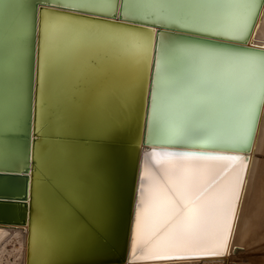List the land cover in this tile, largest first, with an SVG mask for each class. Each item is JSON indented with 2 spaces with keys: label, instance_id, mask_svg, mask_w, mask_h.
I'll return each instance as SVG.
<instances>
[{
  "label": "bare ground",
  "instance_id": "obj_1",
  "mask_svg": "<svg viewBox=\"0 0 264 264\" xmlns=\"http://www.w3.org/2000/svg\"><path fill=\"white\" fill-rule=\"evenodd\" d=\"M39 3H42L41 0H0V160H5L6 165L15 164L17 169H24L26 154H21L22 151L17 150L15 142L2 137L1 133L19 132L23 128L26 131L25 126L28 124L29 114L33 110V97L30 98L31 95L33 96V91H31L32 54H36V52L38 54L39 69L44 56L42 49L45 43L52 40L55 31L49 23L53 19L50 14L59 13L50 9H42L39 12L38 20L36 18L35 31H33L34 7H38ZM128 3L129 0H123L122 15ZM136 4L143 6L141 0H136ZM43 5L58 7L54 2ZM118 5V0H96L92 5V10L88 12L113 16V12L114 14L117 12ZM238 5L236 9L220 18L212 26L216 34L207 37L258 48L259 50L228 48L204 42H192L186 40V37L175 36L167 31L169 29L166 27L169 26L154 22L145 23L139 16L130 19L143 22L142 25L146 27H127L117 23L62 13L55 17L59 29L123 33L131 28H142L145 30L139 34L142 39H145L149 32L152 35L147 68L138 73L130 85L114 87L92 112L94 126L91 129L93 132L96 131L97 133L99 126L104 127L101 124L103 117L97 116L100 111L99 107L104 104L109 106L105 114L109 115L114 112L117 114L116 117L122 118L118 130H128L130 123H132L131 128H133L126 137L129 141L128 145H131L128 150L130 149L131 153L134 150L135 164L138 161V168L131 203L127 250L125 260L119 264H235L236 260H238L236 261V263L239 262L238 264H264V101H261L259 105V118L251 136V148L246 151L230 150L224 147L236 142L235 138L227 132L215 141L221 147H197L198 149H193L194 147L183 146L188 143V139L180 133H173L169 137L151 136L150 138L147 124L146 130L143 128L145 121L147 123L148 120L151 99L150 62L153 54H155L153 79L156 72L158 45L161 41L165 45L174 43L205 51L212 58L222 61L241 60L264 51V2L262 0H238ZM64 7L76 11L74 5H65ZM248 7H251L257 15L248 16V19L253 20L254 23L250 27H245L244 32H240L238 29L244 23ZM42 16L45 21L44 43L41 41ZM156 25L163 29L158 34ZM191 32L201 34L198 31ZM224 32H230L233 38H222ZM249 32V35H245ZM34 36L37 41L35 40L36 43L34 44L35 51H32ZM155 45V53H152ZM136 54L142 56V47L136 50ZM145 77H147L146 81ZM70 94L71 88L63 80L58 82L55 89L46 93V122L43 129L37 131L39 137L36 139L33 157L43 172L57 184V187L66 196H69L70 201L76 202L78 195H75V186L67 185L66 179H59L60 173L58 172V176L55 173L57 166H53L54 158L56 159L57 156V161L61 160V154L62 160L64 159L63 153H65L67 143L61 142V139L51 140L43 137L44 132L62 135L66 134L67 129L70 132L79 127L85 129L84 113H75L66 103ZM69 119L73 120L71 127H61ZM112 125H115V121L110 124V128ZM38 127L40 126L36 122V130ZM133 130L137 132L132 133ZM141 130L144 136L141 135ZM184 150L207 151L208 153L205 154L213 155H241L244 159L241 161L194 160L187 157H166L163 155L154 157L152 155L153 151L163 153L169 151L182 152ZM61 168L63 169V166ZM194 170H198L201 174L210 172L216 178V184L206 194V198L215 196L217 199L224 200L221 209L222 217L231 220L228 242L223 249L224 255L203 259H156L157 256L178 255L187 251L184 248L174 247L171 243L176 235L173 214L175 205L179 202L178 193L185 190ZM51 174L54 178L50 177ZM238 174L241 177L239 184H237ZM237 187L239 194L235 199V210L230 212L227 200L231 198L232 189ZM46 191L47 188L42 181L36 178L33 184V211L29 223L20 225L0 223V254L7 243L16 240L14 247L18 251V260L15 264H51V261H54L53 264L62 263H59L51 248L52 244L64 248L66 245H59V241H54V233L51 234L45 228L42 219L45 214ZM141 196L143 202L138 199ZM137 211H139L138 220ZM54 226L56 225L54 224ZM69 231L71 232L68 228L66 231L62 230L63 239H69V237H65L68 236ZM238 244L244 245L245 248L238 247ZM243 252L248 253L243 254Z\"/></svg>",
  "mask_w": 264,
  "mask_h": 264
},
{
  "label": "snow or ice",
  "instance_id": "obj_2",
  "mask_svg": "<svg viewBox=\"0 0 264 264\" xmlns=\"http://www.w3.org/2000/svg\"><path fill=\"white\" fill-rule=\"evenodd\" d=\"M54 2L60 7L75 6L77 11H91L96 0H41ZM264 2V0H262ZM129 0L123 19L139 16L143 22H154L188 31H198L206 36L215 35L213 25L236 9L238 0ZM53 19L52 40L45 43L44 56L37 72L36 122L41 127L46 122V93L63 80L70 88L67 105L77 114L84 113V125L94 126L92 112L104 96L117 85H130L135 76L147 68L152 44L151 32L142 39L145 30L131 28L126 32L99 33L78 29L57 28ZM114 15V12H113ZM257 15L251 7L239 27L244 32ZM45 21L41 20V41L44 43ZM123 27V26H120ZM33 31L35 14L33 13ZM245 33V35H249ZM222 38L232 39L230 32ZM142 47V56L136 50ZM147 77H145V81ZM147 126L151 136L169 137L180 133L188 139L185 147L219 148L215 141L230 133L235 143L225 145L230 150H249L251 136L259 118V105L264 101V51L241 60H216L209 53L174 43L158 45L156 72L152 79ZM130 107V105H129ZM72 119L61 127L69 128ZM109 148L118 147L119 137L106 133L103 137ZM152 155L187 157L194 160L241 161V155H213L203 152L153 151ZM8 169L0 167V172ZM241 177L237 175V184ZM216 184L209 172L194 170L186 188L178 193L175 205L176 235L172 245L184 248V254L157 256L156 259H203L221 257L228 242L231 220L222 217L223 199L206 194ZM239 189L233 188L227 200L230 212L235 210ZM143 202V197L138 198ZM139 211H137V220ZM105 225L101 227H105ZM212 246H209V245Z\"/></svg>",
  "mask_w": 264,
  "mask_h": 264
},
{
  "label": "water",
  "instance_id": "obj_3",
  "mask_svg": "<svg viewBox=\"0 0 264 264\" xmlns=\"http://www.w3.org/2000/svg\"><path fill=\"white\" fill-rule=\"evenodd\" d=\"M117 12L112 15L103 13H93L84 11L70 10L67 7H52L39 3L35 9V22L38 20L39 12L42 9H50L62 14L80 16L84 18L107 21L124 25L127 27H146L134 19L122 18L123 0H118ZM161 32V26H157ZM173 35L186 37L192 42H204L210 45L225 46L228 48L256 49L242 44L231 43L225 40L209 38L206 35L183 31L177 28L166 27ZM157 39V38H156ZM34 36L32 51H35ZM37 41V40H36ZM156 45L152 53H155ZM37 50V48H36ZM256 50H259L258 48ZM153 54L149 74L152 81V71L154 66ZM33 69L31 79V91H33L32 113L29 114L28 124L19 132H5L1 136L12 140L16 144L17 150L26 154L24 169H17L14 165H6L5 160H0V167L8 169L7 172H0V223L20 225L30 222L32 217L33 184L37 178L42 181L47 188L46 201H44L45 214L42 216L45 228L54 233V241H59V245L65 244L66 248L52 244L51 251L55 252L57 260L61 264H119L125 260L126 246L129 232V221L131 214V203L134 195L136 183V173L138 161L135 164L134 150L130 152L131 145L127 140V135L132 130V123L125 131L118 130L122 118L116 117L117 114L111 112L105 114L109 106L104 104L99 107L98 117H103L99 130L94 131L87 127L77 128L68 131L66 134L55 135L43 134V137L51 140L61 139L67 147L63 153L64 159L53 161V166H57L55 173H60L61 180L66 179L67 185L75 186L77 201H70L49 178L43 170L35 163L34 148L39 134L36 130V94H37V72L38 54H32ZM31 103V101H29ZM106 102V101H105ZM97 117V119H98ZM116 117V118H115ZM113 118V120H112ZM147 120V112H146ZM110 128V124H113ZM146 121L144 129L146 130ZM44 126L41 128L43 129ZM131 128V129H130ZM117 129V130H116ZM77 130V131H76ZM106 132H102V131ZM43 131V130H42ZM137 131L133 130L132 133ZM106 133H111L119 137L118 147L109 148L103 137ZM142 135V130L140 131ZM144 136V134L142 135ZM141 142V141H140ZM15 148V149H16ZM193 149H198L194 147ZM189 152H203L199 150H184ZM3 159V158H2ZM63 166V169L61 168ZM68 167V169H67ZM50 177H53L51 174ZM60 180V181H61ZM60 184V182H59ZM58 184V185H59ZM75 184V185H74ZM77 184V185H76ZM79 184V185H78ZM74 194V193H73ZM44 198V199H45ZM107 220L106 226L105 221ZM54 224L56 226H54ZM58 226V229H57ZM70 229L67 234L68 240L62 236V230ZM59 235V237H58ZM53 241V240H52ZM65 242V243H63ZM52 260V258H51ZM54 261L50 263L53 264ZM58 264V263H57Z\"/></svg>",
  "mask_w": 264,
  "mask_h": 264
},
{
  "label": "rangeland",
  "instance_id": "obj_4",
  "mask_svg": "<svg viewBox=\"0 0 264 264\" xmlns=\"http://www.w3.org/2000/svg\"><path fill=\"white\" fill-rule=\"evenodd\" d=\"M15 243H16V240H12L11 242L6 244L5 249L0 254V264H15L16 263V261L18 260V251L14 247ZM238 247H244V245L238 244ZM239 250H242V248H239ZM245 253H248V252H243V254ZM236 261H235V264H238L239 262L236 263Z\"/></svg>",
  "mask_w": 264,
  "mask_h": 264
}]
</instances>
